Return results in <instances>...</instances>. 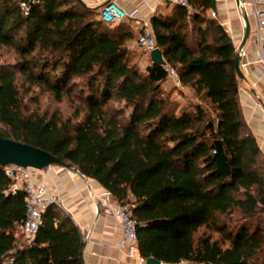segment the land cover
I'll use <instances>...</instances> for the list:
<instances>
[{
	"label": "trees",
	"instance_id": "trees-1",
	"mask_svg": "<svg viewBox=\"0 0 264 264\" xmlns=\"http://www.w3.org/2000/svg\"><path fill=\"white\" fill-rule=\"evenodd\" d=\"M190 3L191 13L165 3L150 23L181 86L211 97L215 115L164 96L168 76L150 55L144 68L131 62L140 29L129 19L109 26L80 0H0V47L17 54L0 63V136L55 155L126 205L145 259L264 264V154L242 114L237 49L210 15L215 0ZM33 86L65 99L67 114L29 112ZM11 186L0 166V264H85L83 235L59 205L31 241L16 238L25 192Z\"/></svg>",
	"mask_w": 264,
	"mask_h": 264
},
{
	"label": "crops",
	"instance_id": "crops-1",
	"mask_svg": "<svg viewBox=\"0 0 264 264\" xmlns=\"http://www.w3.org/2000/svg\"><path fill=\"white\" fill-rule=\"evenodd\" d=\"M81 1L93 8H99L105 1H114L127 12L138 8L135 17L129 19L134 31H138L142 22L150 20L156 12L165 11L162 0ZM215 1L214 11L217 18L225 22L222 27L227 31L235 48H240L245 24L236 0ZM254 26L250 27L251 33ZM131 44L133 40L129 42ZM242 49L245 51V63L240 65L243 79L239 84V102L243 117L264 154V103L261 101L264 95V65L259 62L254 36L245 42ZM259 75L261 78L257 80ZM253 81L257 83L255 86L252 85ZM206 96L211 100V97L207 94ZM45 181L48 186L55 187L59 198L58 205L70 214L83 235L85 264H136L115 247L121 234L111 215L100 204L99 198L106 190L96 180L87 178L72 168L58 171L51 167L45 173Z\"/></svg>",
	"mask_w": 264,
	"mask_h": 264
},
{
	"label": "built area",
	"instance_id": "built-area-1",
	"mask_svg": "<svg viewBox=\"0 0 264 264\" xmlns=\"http://www.w3.org/2000/svg\"><path fill=\"white\" fill-rule=\"evenodd\" d=\"M162 1L170 5L182 6L189 13L193 10L190 0ZM236 6L242 14L248 15L247 11L250 12L255 20L254 30L252 33L250 30L248 40L254 36L259 62L264 65V0H237ZM21 7L25 12L26 6L22 4ZM137 11L138 8H135L127 12L114 1H105L99 7V18L104 23L113 27L122 20L134 18ZM211 17L217 19L221 26H225V22L217 18L215 11H211ZM135 44L147 53L157 48L155 34L150 20H144L142 22ZM236 49L237 55L243 58L245 51L242 48ZM162 67L168 78L176 86H181L177 71L166 62ZM262 76L264 77V70ZM260 78V75L256 77L257 80ZM256 84V81L252 82L253 86ZM261 101L264 103V95ZM51 167L56 168L58 171L67 169L59 166H49L45 169L38 170L33 167H22L12 164L4 167L5 175L12 181L11 191L15 192L16 190L22 189L25 192V215L17 224L16 228L27 237L28 241L32 240L38 227L41 225L45 210L49 206L58 205L59 203L55 187L48 186L45 181V173ZM99 201L111 215L116 228L120 231L121 236L115 243V247L122 251L130 261L136 264H144L145 258L141 255L138 245L136 222L131 217L127 206L116 202L109 191L102 193Z\"/></svg>",
	"mask_w": 264,
	"mask_h": 264
},
{
	"label": "rangeland",
	"instance_id": "rangeland-1",
	"mask_svg": "<svg viewBox=\"0 0 264 264\" xmlns=\"http://www.w3.org/2000/svg\"><path fill=\"white\" fill-rule=\"evenodd\" d=\"M247 18L250 27H253L255 20L250 12L247 11ZM137 33L133 39V44L130 45L131 49V62L137 64L140 68H144L147 63L148 53L138 48L135 44ZM17 60V54L11 48L0 47V63H14ZM164 96H169L173 103L178 105V108L189 107L195 103L201 104L206 108L211 115L217 113L216 107L212 100L204 95L197 96L192 90L182 86H176L171 79H167L161 86ZM25 103L28 111L52 113L60 111L67 114L69 111L68 103L65 99L57 100L48 91L33 86L25 96ZM236 219V216L232 217ZM227 220V219H226ZM230 221V220H229ZM263 221V220H262ZM16 238L22 243L28 242V239L18 230L15 231Z\"/></svg>",
	"mask_w": 264,
	"mask_h": 264
},
{
	"label": "water",
	"instance_id": "water-1",
	"mask_svg": "<svg viewBox=\"0 0 264 264\" xmlns=\"http://www.w3.org/2000/svg\"><path fill=\"white\" fill-rule=\"evenodd\" d=\"M242 17L245 27L240 48H242V46L250 36V24L247 15L243 14ZM149 55L152 62L159 65L165 64V60L163 59L162 53L159 48H155L150 51ZM243 63H245L244 58H240L237 55L235 59V68L236 73L240 79H243V74L240 70V65ZM11 164L22 167H33L38 170L45 169L49 166H59L70 169L65 162L41 148L0 136V166L5 167ZM77 172L79 173V171ZM144 264L162 263L155 258L149 257L145 259Z\"/></svg>",
	"mask_w": 264,
	"mask_h": 264
}]
</instances>
